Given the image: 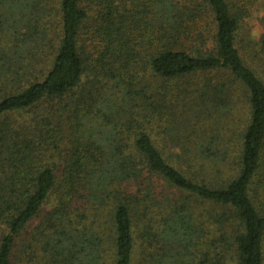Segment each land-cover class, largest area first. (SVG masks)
<instances>
[{
    "label": "trees",
    "instance_id": "trees-1",
    "mask_svg": "<svg viewBox=\"0 0 264 264\" xmlns=\"http://www.w3.org/2000/svg\"><path fill=\"white\" fill-rule=\"evenodd\" d=\"M247 4L59 0L52 35L51 0H0V264H264ZM177 114L174 165L151 131Z\"/></svg>",
    "mask_w": 264,
    "mask_h": 264
},
{
    "label": "rangeland",
    "instance_id": "rangeland-1",
    "mask_svg": "<svg viewBox=\"0 0 264 264\" xmlns=\"http://www.w3.org/2000/svg\"><path fill=\"white\" fill-rule=\"evenodd\" d=\"M232 1V0H231ZM249 1V2H248ZM59 0H51V5L54 8V12H53V20H52V24H54L53 27H51V34L52 35H56L60 33V28L58 26V21H59V11L58 8H56V6L58 5ZM244 2H247V6H246V10L249 11V14L247 16V18L244 21L243 24V29L240 32V39L243 40V45L245 43L248 44V42H255V43H260V40L262 39V37L264 36V0H244ZM5 15L8 16L10 18V23L8 25H5V31H18V14H16L15 12H8L5 11ZM241 45V46H243ZM245 46V45H244ZM258 48V47H257ZM248 52V51H246ZM246 52H244V50L242 51L243 57L245 59V62L251 67L250 64V59H248L245 55ZM51 54V50L50 53ZM245 54V55H244ZM47 60L50 62V60L47 58ZM45 60V62H47L45 67L49 66L48 61ZM261 63L260 66L256 65L255 66V70L257 72V75L264 81V56L261 55ZM14 68V66L12 67ZM47 69V68H46ZM254 69V68H253ZM5 71V70H4ZM6 79H4V81H0V84H5L8 87H13V82L10 81V78L7 77L8 75V71L7 73H4ZM109 96V95H108ZM237 114L235 115V120L238 121V123H236L234 129H236L237 131L239 130H243V126L245 127V122L247 121V118L249 116V112L247 109V106L244 104L242 107H239V109L236 110ZM175 121L174 123H170V124H166V123H162L163 126L161 125H155L154 128L152 129V139L156 145V147L161 151L162 155L165 158H168V156H170L169 162L172 164H176L178 161L177 159H175V157H173V154H177L178 150L174 148L176 141H172L176 140V138L178 136L181 135V123H182V118L180 116V114H177L175 117ZM11 121H16L18 119V116H10ZM225 123L222 126L218 127V130L220 129L221 131H224L225 129V124L231 121V118H226V120H224ZM167 125V126H166ZM225 134V133H222ZM163 187H161V190L164 191V195H168L170 193V191L168 192V190L165 188L162 189ZM51 206V205H50ZM50 207H47L45 209V211L49 210ZM39 220L35 221L32 225L31 228L35 227L38 224ZM22 264H24V262H22Z\"/></svg>",
    "mask_w": 264,
    "mask_h": 264
}]
</instances>
